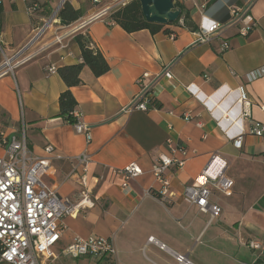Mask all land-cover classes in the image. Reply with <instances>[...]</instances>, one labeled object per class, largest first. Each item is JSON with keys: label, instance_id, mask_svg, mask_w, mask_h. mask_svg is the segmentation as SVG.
<instances>
[{"label": "crops", "instance_id": "0c3cea01", "mask_svg": "<svg viewBox=\"0 0 264 264\" xmlns=\"http://www.w3.org/2000/svg\"><path fill=\"white\" fill-rule=\"evenodd\" d=\"M39 1L40 9L32 13L27 0H4L0 45L7 56H15L31 42L60 6V0ZM113 1L95 5L93 0H70L82 11L72 25L87 22ZM250 2L258 23L254 30L242 36L237 26L229 27L210 42H199L183 17L165 27L177 33L175 39L165 29L129 33L103 19L89 23L85 30L110 65L99 77L84 67L82 83L70 87L77 101L76 121L90 127L89 143L60 114L59 98L68 86L58 72L48 73L51 66L58 69L82 61L75 35L65 40V47L54 44L55 34L66 31L58 17L25 52H38L37 56L0 79V132L11 135L25 126L35 154L45 156V146L54 147L43 180L62 198L80 199L84 187L70 174H82L76 156L83 152L91 156L88 183L94 205L64 217L56 252L76 236L97 235L115 239L118 255L112 264H177L168 250L149 241L155 237L194 264H264V140L252 134L255 124H264V75L249 78L250 72L264 66V0H210L204 14L225 24L231 8ZM184 6L198 26L200 12L188 3ZM226 41L230 48L224 50ZM167 69L173 80L164 76ZM140 77L156 80L157 107L126 111L140 90ZM242 98L251 103L249 115ZM187 113L193 115L192 121L184 119ZM170 137L187 145L189 158L182 169L168 173L174 197L166 205L155 193L160 185L152 168L159 154L168 152ZM4 156L0 146V158ZM132 162L143 174L129 180L130 189L124 190L125 177L114 170ZM207 170L234 181L232 195L210 196V203L222 209L215 218L183 198L185 186L204 183ZM252 240L261 246L250 247Z\"/></svg>", "mask_w": 264, "mask_h": 264}, {"label": "built area", "instance_id": "2783aa9c", "mask_svg": "<svg viewBox=\"0 0 264 264\" xmlns=\"http://www.w3.org/2000/svg\"><path fill=\"white\" fill-rule=\"evenodd\" d=\"M67 1L70 2V0H60V6L51 19L45 22L31 42L15 56H7L0 45V53L3 56V60L0 62V79L7 74L14 73L16 67L37 56L38 52L32 54H26L25 52L53 26L60 8ZM130 1L115 0L104 6L96 16L87 22L77 26H65L66 31L64 33L55 34L54 44L65 47L66 39L85 29L89 23L97 19H103L108 26L115 25L116 23L108 18L109 14L113 10L125 7ZM209 1H176V3L179 2L183 5L188 3L191 5V9L200 12L201 18L196 30L199 42H210L213 37L221 34L223 30L235 26L238 27L242 36H248L258 25L251 15L253 2L243 8H231L229 20L225 24H221L204 14V9ZM3 2L4 0H0V3ZM27 2L28 10L32 13L41 7L39 0H27ZM101 2L102 0H93L95 5H99ZM169 37L175 39L177 33L172 31L169 33ZM223 48L224 50L229 49V42H224ZM57 72L58 69L55 66L48 69L49 74H56ZM263 75L264 66H261L250 72L249 78L253 80ZM164 76L169 80L174 79L169 69L164 72ZM155 81L149 80L146 82L143 77L137 80L140 90L134 96L126 111L156 109V98L153 95ZM152 100L153 103H151ZM241 103L245 107V114L249 115L251 103L245 98L241 99ZM262 108L264 109V106ZM70 115L75 119L73 125L76 132L85 135L89 143L92 140L90 127L83 122L76 121L79 116L76 110L71 112ZM184 119L192 121L193 115L187 113ZM197 125L202 127L200 121L197 122ZM168 129L172 131L173 126L169 125ZM252 134L264 140V124H255ZM237 139L240 140L241 136H238ZM166 145L168 152L159 154L153 164L152 172L160 185L155 193L160 201L167 205L174 197L168 173L171 169L180 170L185 166L189 158V150L186 144L176 142L172 137L167 139ZM0 146L5 151V156L0 158V264H56L59 260L83 257H96L98 261H117L118 250L113 237L92 235L84 238L76 236L60 252H56L55 249L63 234L64 217L94 205L89 196L88 171L91 156L88 153L83 152L75 157L82 168V174L79 175L76 171L70 174V177L80 183L84 187V191H82L78 201L72 202L68 198H62L56 188L49 186L43 180V176L52 165L51 156L55 151L52 145L45 146V156L35 154L29 147L26 128L23 126L19 132L11 135H7L5 131L0 132ZM114 172L125 177L124 190L130 189L129 180L143 174L142 168L136 162H132L123 169L114 170ZM202 175L205 179L204 183L185 186L183 198L190 206L195 205L200 211L210 213L211 217L215 218L221 214L222 209L219 205L210 203V196L214 192L226 196L232 195L234 181L225 174L213 176L208 170ZM149 241L154 242L163 250H168L177 264H194L186 255L169 250L166 244L161 243L155 237H150ZM248 244L252 248L261 246V243L257 240H252Z\"/></svg>", "mask_w": 264, "mask_h": 264}, {"label": "trees", "instance_id": "16d2710c", "mask_svg": "<svg viewBox=\"0 0 264 264\" xmlns=\"http://www.w3.org/2000/svg\"><path fill=\"white\" fill-rule=\"evenodd\" d=\"M177 6L183 11L181 18H184V24L196 31L198 26H196L191 20V10L179 2H177ZM2 11L3 3H0V13ZM57 17L60 19L62 25L68 26L72 25L82 17V11L80 9H76L69 1H67L60 8ZM108 18L113 20L129 33L142 29H149L151 32L157 33L167 27V25L164 24L148 22L142 12L140 0H131L125 7L113 10L109 14ZM179 21L180 20L171 24L179 23ZM165 31L170 33L169 29H165ZM74 39L81 48L82 61L77 64L65 65L58 68V73L68 86V89L63 91L59 98L60 114L71 123L75 121L70 114L75 111L77 101L72 94L70 87L77 86L82 83L81 73L84 67H89L97 77L104 75L110 70V65L107 59L85 29L78 31L75 34ZM156 102L157 101H155V103ZM151 103H153V100ZM97 264H101V261L99 260Z\"/></svg>", "mask_w": 264, "mask_h": 264}, {"label": "water", "instance_id": "95a60500", "mask_svg": "<svg viewBox=\"0 0 264 264\" xmlns=\"http://www.w3.org/2000/svg\"><path fill=\"white\" fill-rule=\"evenodd\" d=\"M142 12L148 22L169 25L182 16L176 0H140Z\"/></svg>", "mask_w": 264, "mask_h": 264}, {"label": "rangeland", "instance_id": "374dc122", "mask_svg": "<svg viewBox=\"0 0 264 264\" xmlns=\"http://www.w3.org/2000/svg\"><path fill=\"white\" fill-rule=\"evenodd\" d=\"M0 55L3 58L2 54ZM63 262H65V264H97L98 258L96 257H83L79 259L67 258L63 260ZM101 262H102L101 264H112V261H107V260H101ZM57 264H61V263L57 262Z\"/></svg>", "mask_w": 264, "mask_h": 264}]
</instances>
